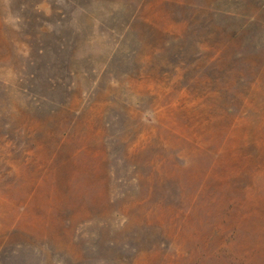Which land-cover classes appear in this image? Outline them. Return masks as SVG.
I'll return each instance as SVG.
<instances>
[{
    "label": "rangeland",
    "instance_id": "obj_1",
    "mask_svg": "<svg viewBox=\"0 0 264 264\" xmlns=\"http://www.w3.org/2000/svg\"><path fill=\"white\" fill-rule=\"evenodd\" d=\"M0 264H264V0H0Z\"/></svg>",
    "mask_w": 264,
    "mask_h": 264
}]
</instances>
